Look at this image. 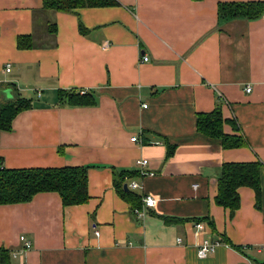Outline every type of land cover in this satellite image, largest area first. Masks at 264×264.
Segmentation results:
<instances>
[{"label":"crops","instance_id":"1","mask_svg":"<svg viewBox=\"0 0 264 264\" xmlns=\"http://www.w3.org/2000/svg\"><path fill=\"white\" fill-rule=\"evenodd\" d=\"M258 1L117 0L61 13L43 10L42 0H0V91L32 93L37 105L0 134L3 166L88 167L85 204L63 207L45 192L0 205V249L11 264H264V15L217 16L219 3ZM19 36L31 37L30 49L17 47ZM59 91L91 94L95 104L70 107ZM216 107L237 126L224 123L223 134L244 146L198 133L196 115ZM166 142L175 147L168 159ZM141 159L147 166L135 164ZM254 162L260 209L253 190L240 187L230 218L214 202L220 168ZM116 176L124 192L152 196L155 207L137 218ZM203 218L215 230L202 221L204 233L196 231ZM204 236L225 245L200 260Z\"/></svg>","mask_w":264,"mask_h":264},{"label":"trees","instance_id":"2","mask_svg":"<svg viewBox=\"0 0 264 264\" xmlns=\"http://www.w3.org/2000/svg\"><path fill=\"white\" fill-rule=\"evenodd\" d=\"M200 1V0H192ZM117 0H42V9L52 12L74 13L82 8H103L116 7ZM264 15V1L247 3H219L217 5V16L219 20H229L234 18H244L246 20H257ZM51 27L50 31H54ZM79 31L84 34L86 29L79 22ZM32 40L30 36H19L17 47L19 49H30ZM14 99L0 100V134L10 131L14 117L20 112L36 107L34 99H26L12 91ZM60 103H65L70 107H89L95 104V99L91 94H80V92L59 91ZM224 123H229L233 129L237 130L234 121L224 120L222 113L216 107L210 113H199L196 115V129L198 133L210 139H217L224 146L242 147L244 141L238 137H229L223 134ZM166 144V158L173 155L174 146ZM261 164L254 163H224L220 168L217 179V193L214 198L216 205L228 210L229 217L233 218L240 206L237 193L238 188L248 187L254 192L255 207L260 209L261 186L260 169ZM88 167H64V168H36L27 170H10L3 166L0 157V205L22 204L29 202L36 194L45 192L57 193L61 199L63 207H71L85 204L89 195L87 192ZM113 185L120 196L125 198L132 209L141 207V199L137 196L124 192L123 179L116 176ZM207 221V225L212 230L214 223L207 218L197 220ZM226 243V242H225ZM235 250L243 252V247H234ZM0 264H11L9 252L0 249Z\"/></svg>","mask_w":264,"mask_h":264},{"label":"built area","instance_id":"3","mask_svg":"<svg viewBox=\"0 0 264 264\" xmlns=\"http://www.w3.org/2000/svg\"><path fill=\"white\" fill-rule=\"evenodd\" d=\"M142 61L146 62L148 61V58L146 56H143ZM10 70H11L10 64H6L5 71L9 73ZM245 91L249 93L251 91V88L247 87ZM84 93L85 92H80V94H84ZM37 97H40L39 92L37 93ZM143 108H146V105H143ZM130 141L141 144V139H139L137 135H133L130 138ZM135 164L140 167H145L147 166L148 161L145 159L136 160ZM142 175L153 176V172L143 171ZM155 205H156V200L152 196H149V195L143 196L141 199V207L133 209V214L137 218H140L144 214V211L154 208ZM194 229L198 232L204 233L205 226L202 222H197L194 224ZM95 235H98V232H95ZM19 242L24 251H28L32 248V241L26 238V236L24 235L19 237ZM222 244L225 245L224 243L220 241H215V240H212L204 236V238L201 240V242L197 246V252H196L197 258L200 260L206 259L209 255L213 254L216 251V249ZM244 249H246V247ZM12 257L15 258L16 255L13 253Z\"/></svg>","mask_w":264,"mask_h":264},{"label":"water","instance_id":"4","mask_svg":"<svg viewBox=\"0 0 264 264\" xmlns=\"http://www.w3.org/2000/svg\"><path fill=\"white\" fill-rule=\"evenodd\" d=\"M0 95L4 96V99L9 100V101L14 99L12 90L10 88H7V89L0 91ZM123 189H124V191L128 190L126 184L123 185Z\"/></svg>","mask_w":264,"mask_h":264},{"label":"rangeland","instance_id":"5","mask_svg":"<svg viewBox=\"0 0 264 264\" xmlns=\"http://www.w3.org/2000/svg\"><path fill=\"white\" fill-rule=\"evenodd\" d=\"M20 96L23 98H26V99L32 98V99L36 100V98H35L36 95H33L32 93L31 94H21Z\"/></svg>","mask_w":264,"mask_h":264}]
</instances>
